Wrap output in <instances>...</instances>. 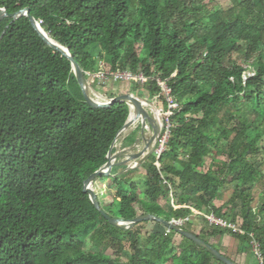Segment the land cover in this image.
Instances as JSON below:
<instances>
[{"label": "trees", "instance_id": "obj_1", "mask_svg": "<svg viewBox=\"0 0 264 264\" xmlns=\"http://www.w3.org/2000/svg\"><path fill=\"white\" fill-rule=\"evenodd\" d=\"M227 1L0 0V9L29 7L88 80L100 71L143 74L132 92L168 110L163 82L178 104L165 151L141 165L146 178L117 164L96 180L95 188L105 178L116 186L109 204L99 197L103 210L134 219L141 190V214L190 218L181 226L224 255L264 264V160L255 159L264 156V0ZM11 22L0 20V264H225L157 221L124 229L106 219L84 181L108 162L129 105L88 104L71 60L27 16ZM209 214L241 231L211 224ZM150 224L164 230L145 231ZM226 233L238 240L236 258L215 243Z\"/></svg>", "mask_w": 264, "mask_h": 264}, {"label": "water", "instance_id": "obj_2", "mask_svg": "<svg viewBox=\"0 0 264 264\" xmlns=\"http://www.w3.org/2000/svg\"><path fill=\"white\" fill-rule=\"evenodd\" d=\"M27 16L34 28L38 31L41 37L53 47L55 50L60 52L62 55L66 56L68 59L71 60L74 73L76 75L77 81L82 89L83 95L85 100L88 104L96 108H110L114 103L117 102H126L129 105V116L127 118L126 123L124 126L119 130L110 150L108 153V162L101 167L99 170L95 171L91 174L85 181L83 186V191L90 195L91 200L96 205V207L102 212V214L109 220V222L115 226L129 229L136 224L142 223L144 221L154 220L161 224H163L166 228L170 230H175L187 238L193 240L198 245L206 248L209 250L216 258L220 261L224 262L225 264H239L233 259L229 258L228 256L224 255L220 252L217 248L212 246L211 244L207 243L200 237H198L195 233L190 230L183 228L180 224H177L174 220L168 221L163 219L160 216L154 214H141L131 220H125L120 217H116L110 215L108 212L102 209L101 201L98 196V192L95 188L96 180L101 176H111L112 169L115 165H127V167L123 171H127L128 169L137 168L139 165L143 164L148 157L154 152L155 143L157 142L160 134H161V126L159 124L158 116L155 113H151L147 107L146 101L142 99V97L132 93L126 92L119 94L107 101H100L95 98L91 91H90V82L86 77V74L78 61L75 60L74 56L72 55L70 49L52 39L49 34L45 31L42 27L41 23L31 14V9L29 7L23 8L19 11L10 13L5 8L0 9V20L9 17L12 18V22H15L19 18ZM5 31L0 35V39L3 38ZM142 123L141 126V135L135 141V143L130 147V149H135L139 146L140 142H144V147L137 152H133L128 154L126 158L122 161L118 162L120 157H125L123 152H116L113 153V149L116 146L117 142L125 137L129 130L133 127V125L140 121ZM148 127L153 128V134L147 135L146 129ZM132 161H136L133 165H131Z\"/></svg>", "mask_w": 264, "mask_h": 264}, {"label": "rangeland", "instance_id": "obj_3", "mask_svg": "<svg viewBox=\"0 0 264 264\" xmlns=\"http://www.w3.org/2000/svg\"><path fill=\"white\" fill-rule=\"evenodd\" d=\"M220 2L223 5L229 4V1H227V0H220ZM224 3H226V4H224ZM89 81H90V91H91L92 95L100 101H107V100L113 98L112 96H114V95L117 96V95L122 94V93L132 92L131 87H130V82H127V81H126L127 83L120 82V81L119 82H115V81L110 82L109 81L106 84H102V85L101 84L93 85L92 80L90 79ZM132 93L136 94V92H132ZM142 99H144V101H146L147 107L151 113H155L156 110L160 111V115L157 114V112H156V114L158 116L159 124L161 126V134H163V132L165 131L166 125L168 124V117L170 116L169 111L165 109L163 101L159 97H155L153 99H148L147 97H143ZM141 126H142V123L140 120L133 125V127L130 129V131H132V130L134 131L138 127H140V129H141ZM153 132H154L153 128H151V127H148L146 129L147 135H152ZM143 144H144V142H140L139 146L136 147L135 149H130V147L125 148L123 151H121L125 154V157H120L118 160L122 161L124 158L127 157L128 154L140 151L142 149ZM260 145H264V139L260 142ZM116 146L118 148H120L119 147L120 143L118 142L116 144ZM156 147H157V142L155 143L154 151H155ZM255 159L259 163H262V161L264 160V156L263 155L256 156ZM135 162L136 161H132L131 165H133ZM141 165L138 166L139 170L132 176L133 179H135L137 181H140V180H143L144 178H146V170ZM262 169L264 170V164L262 165ZM101 183L102 182L99 181L96 184V190L98 191V196L103 199L105 204H109L113 199V194L116 190V186L111 182L110 178H105V181L102 183V185H101ZM229 187L230 186L228 185L225 188L227 190L225 192V198H228V196L231 192ZM227 188H229V189H227ZM262 189H263V185L255 190L256 196L259 195L260 190H262ZM140 192H141V190L135 194L134 202H133V206H134V208H136L139 215H141V206L143 205L142 197L139 196ZM101 194H103V195L101 196ZM256 204H257V202L254 203V206H256ZM167 208H169V207L167 206ZM117 210H118V208L115 209V213H117ZM153 226H154L153 224L145 226V229H146L145 231L151 230L153 228ZM154 229L155 230H164V227L156 225V226H154ZM218 241H219V244L222 245L221 247L226 253H228L233 258L237 257V244H238L237 239L228 236V234L226 233L225 235L219 237L217 242ZM220 241H222V242H220ZM88 245H90V244H88ZM108 253L113 255L115 252L110 249L108 251ZM238 259L240 260L241 258L239 257ZM243 261L247 262L248 258H243ZM250 263L256 264V261L252 260V261H250Z\"/></svg>", "mask_w": 264, "mask_h": 264}, {"label": "built area", "instance_id": "obj_4", "mask_svg": "<svg viewBox=\"0 0 264 264\" xmlns=\"http://www.w3.org/2000/svg\"><path fill=\"white\" fill-rule=\"evenodd\" d=\"M91 77L92 82L94 83L96 80H98V84H106L107 82H109L110 80H125L130 82L131 80H135V81H141L146 82L147 81V77L144 76L143 74H139V75H135L132 72H128V71H117V72H112V71H100L98 73L95 74H89ZM90 82V81H89ZM160 85L163 87V90L166 94V98L169 102V114L170 116L173 114V112L171 111V109H175L178 108V104L174 102L172 96L170 95V89L166 86L165 83L160 82ZM169 116V117H170ZM169 117H168V124L166 125L165 131L163 132V134H160L158 140H157V147L155 149V153L158 156V158L161 156V154L165 151L166 149V145L169 139V135H170V128H171V123L169 121ZM156 164L159 166V163L156 162ZM165 183H167V181H165ZM197 213H200L199 211H196ZM206 218L209 220V222L211 224H216L224 229H232L234 231H241L239 229V227L233 223L232 221L228 220V219H224V218H219L216 217L214 214H209V215H205ZM190 218H186L185 220H174L177 224L182 225L183 222H185L186 220H189Z\"/></svg>", "mask_w": 264, "mask_h": 264}, {"label": "crops", "instance_id": "obj_5", "mask_svg": "<svg viewBox=\"0 0 264 264\" xmlns=\"http://www.w3.org/2000/svg\"><path fill=\"white\" fill-rule=\"evenodd\" d=\"M117 143H118V142H117ZM120 146H121V143H120ZM120 146H119V147H120ZM143 147H144V144H143L142 148H143ZM124 149H125V148H124ZM124 149H122V148H118V151H117V152H121V151H123ZM220 242H222V241H220ZM215 243H216L217 246L220 247V249H221L223 252H225V251L222 249V247H221L222 245L219 244V241H218V242L216 241Z\"/></svg>", "mask_w": 264, "mask_h": 264}, {"label": "bare ground", "instance_id": "obj_6", "mask_svg": "<svg viewBox=\"0 0 264 264\" xmlns=\"http://www.w3.org/2000/svg\"><path fill=\"white\" fill-rule=\"evenodd\" d=\"M156 112H157V114H159V115H160V111H159V110H156ZM123 143H124V141H123Z\"/></svg>", "mask_w": 264, "mask_h": 264}]
</instances>
